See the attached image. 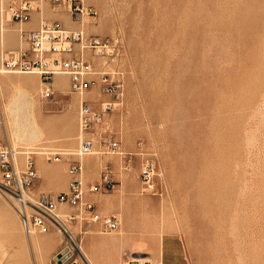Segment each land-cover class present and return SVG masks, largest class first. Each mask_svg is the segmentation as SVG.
I'll return each mask as SVG.
<instances>
[{"label":"rangeland","instance_id":"obj_1","mask_svg":"<svg viewBox=\"0 0 264 264\" xmlns=\"http://www.w3.org/2000/svg\"><path fill=\"white\" fill-rule=\"evenodd\" d=\"M19 1L0 0L8 33L4 41L0 35V66L2 55L27 50L20 42L26 26L9 12ZM35 6L41 12L32 19L62 24L56 16L65 12L76 24L68 30L112 41L114 54L90 56L97 84L84 94L95 110L106 103L111 110L82 134V96L68 76L60 86V76L52 80L55 95L46 100L40 76L0 74V141L33 152L35 192L44 171L57 165L42 153L74 154L91 140L82 180L100 182L110 165L113 190L91 200L121 226L103 233L70 209L65 214L77 218H64L63 228L29 236L0 173V264H264V0H86L95 15L83 17L49 3ZM103 75L120 91L104 94ZM9 78L33 79L27 82L38 112ZM15 110L33 114L44 138L17 140L8 119ZM104 137L118 141L132 162L106 154ZM148 158L157 166L153 192L141 179ZM48 239L53 244L36 247ZM106 240L112 241L102 248Z\"/></svg>","mask_w":264,"mask_h":264},{"label":"built area","instance_id":"obj_2","mask_svg":"<svg viewBox=\"0 0 264 264\" xmlns=\"http://www.w3.org/2000/svg\"><path fill=\"white\" fill-rule=\"evenodd\" d=\"M44 2L61 7L72 15L93 16L91 6H86V0H20L11 4L9 12L12 20L24 26L32 20L36 12H41L36 3ZM20 42L27 47L20 53L5 58L1 57V71L6 74L38 75L43 81L41 94L43 99L54 98L55 92L52 80L56 76H68L71 89L75 94L83 96L91 87L97 84L96 73L90 56L109 57L114 54L115 46L107 38L88 36L82 30L71 31L58 22L40 21L35 30L22 28ZM102 91L112 94L120 91V86L109 83V76L102 77ZM111 110L110 104H102L100 110H95L87 101L80 107V132L90 133L97 124H102L105 115ZM107 153L113 152L123 156L128 164L132 156L120 151V143L111 138L101 140ZM94 144L91 140L82 143L74 154L62 151L47 150L42 153L49 163L67 164L69 177L67 191L58 194H36L33 188L39 180L38 170L32 157L33 152H20L14 149L7 140L0 141V173L2 186L18 202L17 212L21 218L23 229L27 235H47L52 228H63L64 217L75 220L77 216H67L65 212L75 209L78 215L85 214L91 222L98 225L103 233H112L120 229L121 222L116 215H103L97 209L91 196L97 193L108 194L113 190L111 168L106 164L100 182L85 186L82 180L83 159L93 154ZM76 157L75 159L72 157ZM157 166L154 158H148L142 167L141 179L145 188L156 190L155 179Z\"/></svg>","mask_w":264,"mask_h":264},{"label":"bare ground","instance_id":"obj_3","mask_svg":"<svg viewBox=\"0 0 264 264\" xmlns=\"http://www.w3.org/2000/svg\"><path fill=\"white\" fill-rule=\"evenodd\" d=\"M27 24H29V23H27ZM27 24H25L24 26H26ZM5 33H7V31H6V27H5V25H4V20L3 19H1V22H0V35H1V37L3 38V41H4V39H5ZM8 34V33H7ZM1 43H2V41H1ZM4 44V42L2 43V45ZM2 51V50H1ZM2 53H3V51H2ZM1 53V54H2ZM196 67V66H195ZM0 74H6V73H4L3 71H1V69H0ZM195 77V76H194ZM1 79V78H0ZM59 82H57L56 83V85L57 86H60V81L61 82H63V78L60 76L59 78ZM65 79V78H64ZM7 81V80H6ZM27 81H33V79H28V80H23V79H20V78H14V79H8V82H9V84L11 85V86H13V87H16V88H20V90H18V91H21V90H23L24 92H23V96H25L26 97V99H27V102L28 103H30L31 105H32V108L34 109V110H38V108H39V105L37 104V98H36V95L35 94H33V93H31V91H30V88H29V84H28V82ZM65 82V81H64ZM63 86H65V85H63ZM62 86V87H63ZM61 87V88H62ZM191 87V86H190ZM15 88V89H16ZM59 88V87H58ZM191 91V90H190ZM15 92H17V90H15ZM92 92H93V90H92ZM17 94V93H16ZM20 94H21V92H20ZM88 94L89 93H87V95H83L81 98H80V105H81V103L84 101V100H86V98H88L87 96H88ZM94 94V93H93ZM22 95V94H21ZM20 96V95H19ZM25 97H24V99H25ZM92 98H93V96H92ZM17 101L15 102L16 104H17V102H18V99H19V97H17V98H15ZM20 100V99H19ZM16 104H14L15 106H16ZM14 109V108H13ZM32 109V112L31 113H33L34 112V110ZM40 109V108H39ZM9 110H11V109H9ZM7 111V110H6ZM16 111V114H14V113H12L11 112V114L9 115L8 114V119L10 120V122H11V124H13V125H10V126H12V128H13V132H14V136L16 137V139L17 140H25V141H28V142H32V144L34 143V142H36V141H39V140H41V139H43L44 137V134H43V132L41 131V129L39 128V124L37 123V121L38 120H36V117H34V115H35V112L33 113V114H30V115H27L26 113L24 114L23 112H19V113H17V110H15ZM38 112V111H37ZM23 113V114H22ZM13 114V115H12ZM28 114H29V111H28ZM9 122V123H10ZM2 123V121H0V124ZM81 135V134H80ZM15 139V140H16ZM41 155V153H38L37 152V155ZM87 160L88 159H83V164H85V161L87 162ZM193 166V165H192ZM193 169V168H192ZM83 172H84V168H83ZM190 173H191V171H190ZM192 175V174H191ZM84 181V180H83ZM84 183V182H83ZM193 185H194V183H193ZM213 185V184H212ZM198 186V185H197ZM214 188V187H213ZM217 188V187H216ZM216 192V191H215ZM219 192V191H218ZM82 216V215H81ZM80 216V217H81ZM65 218V217H64ZM64 220H66L67 221V219H64ZM81 220H82V218H81ZM84 220V219H83ZM66 221H64V222H66ZM59 230H61V229H59ZM66 231V230H65ZM60 232H62V231H60ZM58 235V234H57ZM116 238V237H115ZM117 239V238H116ZM52 240H53V238H52ZM50 241L49 239H48V241H46L45 240V242H43V243H41L40 241H38V240H36L35 241V245H36V247H41L42 246V244H47V245H51V244H53V243H51V242H53V241ZM109 241H112V240H106V241H104L101 245H102V248H103V246H107V244H106V242L108 243ZM105 243V244H104ZM34 244V243H33ZM101 245H99V246H101ZM109 245H110V243H109ZM114 246H116L115 244H114ZM117 247H119V246H117ZM203 247V246H202ZM106 248V247H105Z\"/></svg>","mask_w":264,"mask_h":264},{"label":"crops","instance_id":"obj_4","mask_svg":"<svg viewBox=\"0 0 264 264\" xmlns=\"http://www.w3.org/2000/svg\"><path fill=\"white\" fill-rule=\"evenodd\" d=\"M70 17L65 14V12H61V14L56 16V19L62 23L66 28L72 29L76 28V24L70 23ZM40 24V20L38 17L32 19V22L26 25V29L28 30H35L38 28ZM66 164L65 163H59L55 166L53 169H46L44 171V175H41V177H44V182L38 185L36 187V194L41 193H51V194H58L60 192L67 191L68 189V178L66 174L64 173V168ZM55 170V175H51L50 171ZM39 175V172H38ZM52 180L53 182H56L54 185H50L47 182Z\"/></svg>","mask_w":264,"mask_h":264}]
</instances>
